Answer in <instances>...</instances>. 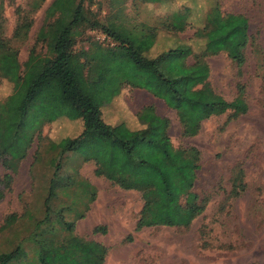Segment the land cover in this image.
<instances>
[{"label": "trees", "instance_id": "obj_1", "mask_svg": "<svg viewBox=\"0 0 264 264\" xmlns=\"http://www.w3.org/2000/svg\"><path fill=\"white\" fill-rule=\"evenodd\" d=\"M22 1L15 4L14 0H6L15 18L11 34L6 36L4 2L0 0V82L5 81L11 89L0 101V166L4 171L0 187L9 192L13 177L34 140L40 144L37 143L31 167L43 159L44 166H50L52 173L45 181L40 217L26 210L20 215L10 213L2 219L0 264L104 263L106 249L98 242L75 235V223L63 222L62 207L56 210L59 207L57 194L68 192L70 187L67 181L56 180L61 162L69 154L80 162L91 163L93 175L104 179L111 187L138 194L141 206L135 231L156 227L187 229L206 203L205 198L192 191L198 168L197 152L189 149L195 160L181 158L186 150L172 147L167 134L169 122L158 116L152 105L135 112V128L122 123H105L100 108L122 87L140 89L171 109L180 135L191 138L198 134L202 121L212 116L227 113L225 125L246 113L244 84L236 82L235 96L226 102L205 82V64L187 63L190 55L187 46L169 48L148 58L146 53L156 42L157 28L142 23L130 27L114 24L116 15L106 24L89 21L85 16L86 8L100 0H52L43 12L42 24L25 61L19 64L18 46L27 39L33 16L44 2ZM134 1L145 4L157 0ZM205 22L212 29L226 23L230 30L215 37L207 35L199 56L226 51L239 76L246 61L245 50L253 46L251 37L246 34L245 20L220 15L214 1ZM82 25L98 31L113 46L97 42L76 50ZM185 25V16L173 13L161 23V28L178 33ZM232 30L240 36L229 34ZM196 85L199 90L192 91ZM54 123L75 126L77 133L50 141L41 132L45 125ZM167 163H172L173 179L162 170ZM76 178L77 189L85 192L84 204L93 200L94 188ZM244 188L241 169L235 167L231 171L228 196L237 197ZM81 217L80 212L77 219ZM24 221L29 223V230L20 236L14 227ZM98 229L93 228V231Z\"/></svg>", "mask_w": 264, "mask_h": 264}, {"label": "rangeland", "instance_id": "obj_2", "mask_svg": "<svg viewBox=\"0 0 264 264\" xmlns=\"http://www.w3.org/2000/svg\"><path fill=\"white\" fill-rule=\"evenodd\" d=\"M51 1L44 0L34 14L27 39L18 46L19 64L25 61L42 24L43 12ZM214 1L220 15L239 17L246 22V34L251 37L253 46L245 50L246 61L239 76H236L237 70L226 51L199 56L207 35L215 37L230 30L226 23L214 29L206 25L205 17ZM3 2L5 32L10 36L15 18L12 6L6 0ZM22 2L14 0L15 4ZM173 13L186 18L181 32H167L161 28V23ZM115 15L114 24L123 23L130 27L142 23L157 28L156 46L146 53L148 58L169 48L187 46L190 50L187 63L195 66L204 63L207 67L205 82L226 102L235 96V83H243L247 111L225 125L227 113L212 116L202 121L196 136L183 138L175 113L161 100L143 90L122 87L101 106L103 121L109 125L122 123L135 128V112L145 105H152L155 113L169 122L167 134L172 147L186 150L181 158L195 160L189 149L197 152L198 168L192 191L205 198L204 210L187 229L156 227L135 231L134 224L141 206L138 194L111 187L107 181L93 175L91 163L80 162L69 154L61 162L56 177L57 181L63 179L70 185L68 192L57 194L59 207L56 210L62 207L63 222H74L75 235L98 242L106 249L103 264H264V0H157L145 4L134 0H100L85 10L89 21L102 24L114 20ZM230 24L238 25L239 22ZM80 34L76 39V50L97 43L95 36L100 33L82 25ZM229 34L240 36L234 30ZM101 45L107 46V43ZM40 52H43L41 47ZM10 90L8 83L0 82V101L10 94ZM191 90L198 91L199 85ZM76 133L75 126L54 123L45 125L41 135L57 141L66 134ZM37 143L33 141L26 158L20 163L9 192L0 187V224L10 213L20 215L28 210L37 217L41 216L45 181L52 168L44 166L43 159L31 167ZM172 163L162 166L169 179L174 178ZM235 167L241 169L245 188L239 196L230 198V176ZM3 172L0 166V176ZM76 176L94 188L93 200L88 203L84 204L85 192L77 189ZM80 212L82 217L77 219ZM96 227L99 229L93 231ZM28 230L29 223L25 221L14 227L20 236Z\"/></svg>", "mask_w": 264, "mask_h": 264}, {"label": "built area", "instance_id": "obj_3", "mask_svg": "<svg viewBox=\"0 0 264 264\" xmlns=\"http://www.w3.org/2000/svg\"><path fill=\"white\" fill-rule=\"evenodd\" d=\"M96 1V0H95ZM98 1V0H97ZM93 33V32H92ZM95 40L98 41L100 44L102 42H106L107 43V46H113V43L111 41H109L108 39H106L102 34H97L95 36Z\"/></svg>", "mask_w": 264, "mask_h": 264}, {"label": "crops", "instance_id": "obj_4", "mask_svg": "<svg viewBox=\"0 0 264 264\" xmlns=\"http://www.w3.org/2000/svg\"><path fill=\"white\" fill-rule=\"evenodd\" d=\"M153 46H156V43H154ZM153 46H152V47H153ZM152 49H153V48H152Z\"/></svg>", "mask_w": 264, "mask_h": 264}]
</instances>
